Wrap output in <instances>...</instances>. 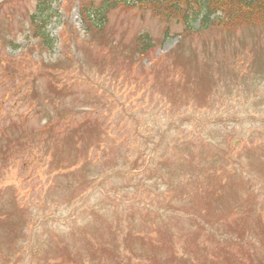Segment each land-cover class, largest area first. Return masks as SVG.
I'll return each instance as SVG.
<instances>
[{
  "label": "rangeland",
  "instance_id": "obj_1",
  "mask_svg": "<svg viewBox=\"0 0 264 264\" xmlns=\"http://www.w3.org/2000/svg\"><path fill=\"white\" fill-rule=\"evenodd\" d=\"M43 1L0 0V264H264V26L172 49L164 21L118 9L77 41L100 0ZM33 17L52 50L28 47Z\"/></svg>",
  "mask_w": 264,
  "mask_h": 264
},
{
  "label": "trees",
  "instance_id": "obj_2",
  "mask_svg": "<svg viewBox=\"0 0 264 264\" xmlns=\"http://www.w3.org/2000/svg\"><path fill=\"white\" fill-rule=\"evenodd\" d=\"M118 7L151 10L166 21L180 23L184 26L183 37L188 33L234 31L243 25L252 27L264 23V0H102L82 8L87 33L103 32L111 12ZM142 45L144 52L153 46L147 41Z\"/></svg>",
  "mask_w": 264,
  "mask_h": 264
}]
</instances>
